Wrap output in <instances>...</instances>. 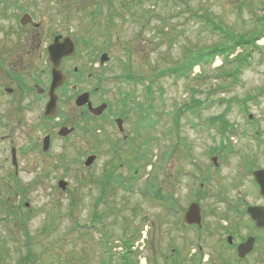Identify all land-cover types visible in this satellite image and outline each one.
Here are the masks:
<instances>
[{"label": "rangeland", "instance_id": "1", "mask_svg": "<svg viewBox=\"0 0 264 264\" xmlns=\"http://www.w3.org/2000/svg\"><path fill=\"white\" fill-rule=\"evenodd\" d=\"M59 2L71 11L80 46L71 66L95 74L82 88L103 79L102 98L113 101V110L121 93L130 97V138L125 142L111 122L98 132L77 107L78 93L48 119L46 102L30 83L20 101L0 89V264H121L119 247L134 237L137 264L208 258L210 264H264V234L243 213L248 205L264 206L252 175L264 168V37L237 75L228 74L241 49L195 66L188 77L176 72L190 71L197 54L223 46L225 34L210 26L255 39L263 32L264 0ZM9 3V17L0 13V40L5 30L14 36L10 29L21 28L17 19L25 11L60 29V14L53 20L46 6L50 0H0V10ZM103 53L109 55L104 65ZM37 66L44 67L43 59ZM43 81L48 89L45 75ZM222 115L232 126L224 137ZM62 126L74 127V134L59 136ZM46 136L51 145L44 153ZM89 156L96 160L87 167ZM192 202L202 207L199 234L184 220ZM250 235L261 240L240 262L235 246Z\"/></svg>", "mask_w": 264, "mask_h": 264}, {"label": "flooded vegetation", "instance_id": "2", "mask_svg": "<svg viewBox=\"0 0 264 264\" xmlns=\"http://www.w3.org/2000/svg\"><path fill=\"white\" fill-rule=\"evenodd\" d=\"M31 1L34 2L36 0ZM42 1L43 0H41V2ZM46 1L49 2V0ZM50 1L52 4H48L46 6L48 8H51L48 10L52 11L50 14L53 16V20H55L57 12L62 18L60 29H57V25L55 23L53 25L50 22V25H48L47 27H45L42 22L36 23L34 19L35 16L25 11L22 17L17 19V22L20 21L21 28L12 30L10 29V31H12L11 34L14 36H10L9 30H5L4 33L6 35L2 37V40H0V89L14 101H20L22 98H24V96L27 94L28 83H30L38 93L37 98L44 99L47 106L50 101V88L53 81V65L50 61L49 53L50 46L55 42H58L62 46H65V44L73 43L76 44V53H78L80 49L78 38L73 31L70 14L71 11L68 8L67 3L59 2V0ZM9 7L10 3L6 4L4 8L0 10L2 16L9 17V12L7 11ZM27 16L29 17V19L27 20L28 23L24 25L22 23V20ZM26 31L29 32L28 36L26 34ZM44 38L48 39L49 41L45 46L42 45ZM38 50H40V53L42 54L35 57V53L36 51L38 52ZM75 55L71 57H64L60 64V71H62L66 79L63 86L56 90V95L58 96V107L59 104L64 100H74L75 93H78L76 96V100L80 95L89 93L91 106L87 104L80 108L82 109L83 118L86 117V115L91 118L93 117V122L99 125L98 132H100L104 128V124L111 122L113 126H117L118 131L123 136V140L127 142L130 138L128 129V102L130 100V97L125 93H121V97L119 98L120 101H118L117 106H115L116 110H113V101L109 98H102V95L105 94L103 89V79L99 78L97 82V84L99 83L98 86L94 87L93 89L82 88V85L90 82L95 74L85 71L82 68L79 69L75 66L72 67L71 64ZM42 59L44 67L37 66L38 61ZM86 72L88 73L86 74ZM44 75L47 78V83L49 82L48 89H45V83L43 81ZM28 76H31L32 78L28 79ZM101 106H105L102 114L100 116H94V109L100 108ZM136 106H140L142 108L141 104L138 102L136 103ZM147 112H149L148 108ZM119 120L121 122L123 131L118 128ZM202 226L203 220L201 226L193 225L189 227L192 229H196L199 234L201 232ZM259 231H261L260 233L264 234L263 229ZM248 237L255 238L254 251L252 252L253 254L257 248L258 243L261 240V237L253 235H250ZM229 239H232V245L228 244ZM245 241L246 239H242V241L238 242L236 247H238ZM134 244L135 243L129 241L128 239V242H125V247H119L121 251L125 250V253L131 252V264H137V261L135 262V260H137V252L136 249H134ZM128 245H131L130 250H128L127 248ZM227 245L231 247L234 246V237L232 235H229L227 237ZM239 261L241 262V260ZM168 262H170V264H182L177 260H168ZM229 263L232 264L231 262ZM195 264H210V260L209 258L203 260L199 259L195 262Z\"/></svg>", "mask_w": 264, "mask_h": 264}, {"label": "water", "instance_id": "3", "mask_svg": "<svg viewBox=\"0 0 264 264\" xmlns=\"http://www.w3.org/2000/svg\"><path fill=\"white\" fill-rule=\"evenodd\" d=\"M29 17H25L22 20V23L25 25L28 23ZM76 52V46L75 44H65V46L59 44L58 42H55L50 46L49 53H50V61L53 65V81L52 85L50 88V101L47 104L45 115L48 117H54L58 114V96L56 95V90L59 89L60 87L63 86L65 83V76L60 71V64L61 61L64 57H71L75 54ZM109 60L108 54H103L101 57V62L102 64H105ZM91 106L90 99H89V94L85 93L78 97L77 99V106L82 107L85 105ZM105 106H101L100 108L94 109V114L96 116H99L102 114L104 111ZM252 118V116H251ZM118 125L120 130L123 131L122 125L120 120L118 121ZM75 131L74 128H66L63 127L59 131V135L61 137H67L71 133ZM51 144V137L47 136L45 137L43 141V151L47 152L50 148ZM96 160L95 156H90L88 157L85 165L86 166H91L94 161ZM13 161L14 164L17 165L16 161V153L15 150H13ZM215 163L217 162V159H214ZM254 178L257 184L259 185L260 188V194L261 196L264 197V169H260L254 172ZM59 187L62 190H65L67 187V183L65 181H60L59 182ZM247 213L251 216L252 220L256 223V226L260 229H264V207L262 206H250L247 208ZM186 222L189 225H199L201 226L202 224V212L201 208L198 204L194 203L189 207V210L186 214ZM229 243L232 244V239H229ZM254 245H255V238L250 237L246 242L241 244L238 247V257L240 259H244L248 254H250L254 250Z\"/></svg>", "mask_w": 264, "mask_h": 264}, {"label": "trees", "instance_id": "4", "mask_svg": "<svg viewBox=\"0 0 264 264\" xmlns=\"http://www.w3.org/2000/svg\"><path fill=\"white\" fill-rule=\"evenodd\" d=\"M208 22V21H207ZM210 26V25H209ZM210 30L212 32H216L218 35L221 34H225V36H223L224 38V42H223V46L221 47H217L214 48L213 50H211L208 53H202L197 54L196 57L190 62V66H189V70L190 71H176L178 73V76L180 77H188V73H192V70L195 66H200V67H205V66H209L212 63L215 62L217 57H223L224 59H229L232 55H234L236 52H238V50H242L241 53H239L236 58L232 61L236 67L233 69L235 71H233L232 73H229L228 75L231 76L233 74L237 75V73L239 72L240 69H245L246 67L251 65V57H252V51H253V47H256L257 45V40L261 39L262 37H264V25H263V32L262 31H258V35L255 39H246L245 37H239L237 39H235L232 35L231 32L226 31L225 29H223L220 25H215V27L210 26ZM226 40H230L231 42H227ZM231 43V44H230ZM230 44V45H229ZM173 71V70H170ZM175 71H173L171 74H174ZM149 93L152 94V89L151 87L149 88ZM197 102V101H196ZM199 106V103H198ZM197 106H195L193 108V113L195 112V108ZM196 113V112H195ZM225 115H222L220 117L219 120V133L221 135L227 136L226 131H228L229 128H231L232 126L230 124H228V122L224 121ZM229 138V136H228ZM224 144V143H223ZM222 144V145H223ZM135 237L131 240V242L135 243ZM108 244L105 245V252L109 253V251H111L110 249H107ZM128 250H130L131 245L127 246ZM131 252L128 253H122L121 254V258H120V262H122L121 264H131V258H130ZM29 261V260H28ZM28 261H25L24 263L28 264Z\"/></svg>", "mask_w": 264, "mask_h": 264}]
</instances>
